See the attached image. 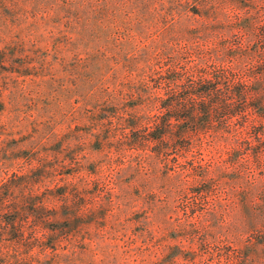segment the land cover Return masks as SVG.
<instances>
[{"label": "rangeland", "instance_id": "obj_1", "mask_svg": "<svg viewBox=\"0 0 264 264\" xmlns=\"http://www.w3.org/2000/svg\"><path fill=\"white\" fill-rule=\"evenodd\" d=\"M153 2L165 17L160 26L170 25L178 8L174 0ZM181 2L190 9L192 31L202 30L191 50L193 61L205 55V66L213 68L223 59L228 76L237 77L230 85L264 87V0ZM66 32L48 3L0 0V40L24 39L36 61L19 68L27 59L16 45L0 54V264H188L190 255L208 260L201 249L209 241L205 246L195 237L189 243L178 219L185 198L181 204L172 195L176 171L187 168L192 176L190 161L200 151L181 158L179 149H158L154 142L130 145V104L120 105L122 117L106 115L103 109L115 110L98 99L106 89L95 81L84 85L99 72L97 57L66 50ZM120 33L115 68L121 72L131 55H141L159 39L157 33L138 35L128 27ZM233 142L231 133L217 135L201 150L206 160L230 164L215 209L217 223L222 221L215 234L226 247L239 227L234 245L242 250L239 244L247 237L264 243V220L247 233L238 226L258 207L264 209V188L251 195L245 183L234 184L231 161L238 154L237 167L260 176L264 157L259 161L256 149L241 154L230 148ZM187 197L190 202L196 196ZM206 199L195 202V212L187 210L200 219L194 226L200 234L212 224L211 196ZM262 245L255 244L258 264H264Z\"/></svg>", "mask_w": 264, "mask_h": 264}, {"label": "trees", "instance_id": "obj_2", "mask_svg": "<svg viewBox=\"0 0 264 264\" xmlns=\"http://www.w3.org/2000/svg\"><path fill=\"white\" fill-rule=\"evenodd\" d=\"M38 1L48 3L54 17L63 20L68 33L65 38L66 50L75 49L80 54L97 57L99 72L93 75V79L84 81L87 82L84 85L95 81L97 88L106 89V93L100 92L98 99L112 104L115 109L112 114L103 109L106 115L122 117L120 105L130 104V109L126 111L131 116L132 124L129 128L134 134L130 145L144 147L154 142L158 149H179L181 158H186L193 149L200 151L196 160L194 158L190 161L196 173L191 176L189 169H177L172 191L173 201L177 196L182 204L185 198L182 208L184 216L178 219L189 243L196 237L200 243L206 244L209 241L210 244L201 249L204 256H209L208 260L195 261L190 255L187 257L188 264H258L260 258L255 251L258 252L259 248L255 244H263L261 252L264 256V243L247 237L246 244L243 241L239 244L242 250L238 249L234 241L240 234L239 227L232 231L233 241H227L226 247L223 246L222 237L215 234V229H221L222 224V221L217 223L219 217L215 209L218 197L225 191L226 181L223 176L229 172L230 164L215 162L212 157L206 160L201 149L210 148L217 135L227 136L231 133V136L234 135L231 149H238L237 152L241 151V154L246 153L243 150L256 149L254 156L262 160L264 87L238 83L230 85L231 81L236 82L237 77L234 74L228 76L223 59H217V66L213 68L205 66L209 60L205 55L193 61L191 50L197 45V34H201L202 30L192 31L190 9L185 8L181 0H174L178 8L173 14H168H172L168 18L172 21L165 28L159 24L161 16L165 19L164 14L157 10L154 0ZM152 2L154 4L149 6ZM124 27L138 35L148 31L157 33L159 39L152 41L148 49L142 50L141 55H131L127 60L128 68L121 72L115 66L116 53L120 50L123 37L117 35L121 34L120 30ZM15 45L19 56L27 59L20 63L19 68L34 65L36 61L31 60L33 48L27 47L24 39L15 42L0 40V54L4 53V49L14 50ZM238 161L241 160L237 154L231 161V181L234 184L245 183L251 195L260 186L264 188V169L260 176L254 175L255 170L245 173L244 169L237 167ZM262 163L257 165L263 166ZM192 186H195L194 191L191 190ZM188 194H195L196 197H192L189 202ZM208 195L211 196L212 207L208 214L212 224L201 234L196 233L194 226L197 227L200 219H195L187 210L193 212L197 209L195 202H208ZM200 214V218L205 216V213ZM263 218L264 209L260 211L258 207L247 223L244 221L238 226L243 225L242 231L247 233L249 227L250 231L256 229L258 220L263 222ZM206 221L204 219L202 226ZM261 261H264V257Z\"/></svg>", "mask_w": 264, "mask_h": 264}]
</instances>
